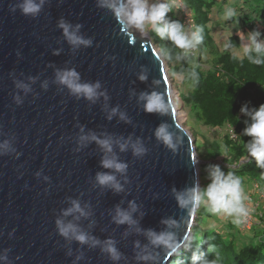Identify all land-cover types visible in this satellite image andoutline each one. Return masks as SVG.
<instances>
[{
	"label": "water",
	"instance_id": "water-1",
	"mask_svg": "<svg viewBox=\"0 0 264 264\" xmlns=\"http://www.w3.org/2000/svg\"><path fill=\"white\" fill-rule=\"evenodd\" d=\"M21 2L0 0V256H6L0 264L169 262L197 217V209L179 207L175 191L200 187V178L195 139L176 117L161 53L148 32L134 34L126 18L102 6L110 0H43L35 16L22 14ZM62 21L91 43L71 45ZM66 70L81 83L99 82L103 95L94 101L73 95L57 81ZM154 97L164 111L146 110ZM161 125L174 147L157 138ZM136 144L143 154H134ZM106 158L126 170L104 168ZM98 173L114 175L122 190L99 185ZM73 201L88 215L65 216ZM118 208L133 223H116ZM57 219L99 243L61 236ZM152 233L171 234L176 251L169 255L168 242L153 243ZM109 240L119 260L103 250Z\"/></svg>",
	"mask_w": 264,
	"mask_h": 264
},
{
	"label": "trees",
	"instance_id": "trees-1",
	"mask_svg": "<svg viewBox=\"0 0 264 264\" xmlns=\"http://www.w3.org/2000/svg\"><path fill=\"white\" fill-rule=\"evenodd\" d=\"M183 2L191 24L189 30L184 26V31L190 36L196 26L200 27L203 30L201 44L184 55V50L171 40L157 36L152 26L149 33L169 65L170 79L179 96L178 103L189 115L187 123L194 120L197 126H205L216 134L210 138L199 134V130L193 131L196 152L202 160L199 165L200 188L203 190L210 183L211 167L219 166L225 174L231 171L238 176L241 185L246 182L253 187V192L248 190L243 194V203L251 195L253 210L251 225L243 227L241 223V231L245 233H239L242 238L237 239L234 231L237 225L233 219L223 213L209 212L207 205L202 203L197 208L190 238L168 264H193L194 261L196 264H264V169L258 168L253 158L245 159L244 143L251 138L244 135L243 130L250 120L240 112L245 104L249 108L264 104V64H252L243 52V47L249 43L247 35L250 32L259 31L257 39L264 41V0ZM167 4L170 11L165 19L181 23L183 18L177 8ZM229 8L237 15L226 19ZM213 12L216 17L212 16ZM224 24L228 28V39L220 46L215 32ZM228 43L232 47L226 49ZM193 71L198 77L195 83L191 75ZM198 140L201 147L197 145Z\"/></svg>",
	"mask_w": 264,
	"mask_h": 264
},
{
	"label": "clouds",
	"instance_id": "clouds-1",
	"mask_svg": "<svg viewBox=\"0 0 264 264\" xmlns=\"http://www.w3.org/2000/svg\"><path fill=\"white\" fill-rule=\"evenodd\" d=\"M42 3L43 0H39V2H37V0H22L20 4L21 12L24 15L35 16L39 13ZM102 6L109 7L119 20L125 21L126 18V23L130 24L134 28H137L141 32L145 31L146 24H150L157 36L161 39L167 38L171 40L179 49L184 50V55H188L189 50L195 49L197 45L203 42V30L200 27L196 26L190 36L185 33L184 26L189 30L191 24L188 25L190 22L184 18L183 14L178 9L180 17L183 18L181 21L182 24L179 21L169 22L165 19L167 13L170 11V7L166 3L159 2L149 5L147 0H110V2ZM236 15L235 10L229 8L225 13V18L231 19ZM59 27L62 28L68 42L74 47H78L80 45L88 46L91 43L90 40L77 35L76 31L72 30L71 25L62 21ZM76 28L78 30L79 25H77ZM259 36V31L250 32L247 35L249 43L243 47L244 55L247 56V59L255 65L264 64V41H258L257 38ZM230 47H232L231 43L225 45L226 49ZM253 53L255 55H253ZM168 74L170 78L169 68ZM191 75L193 83H195L198 79L197 74L193 71ZM145 78V76L140 77L141 80ZM57 81L58 83L66 86L70 92L78 98L84 97L89 101H94L98 96L103 95V93L98 91L101 87L99 82L93 84L81 83L79 74L75 70L59 72L57 74ZM175 96L176 94L174 95V99L176 98ZM19 102L20 101L17 100V103ZM179 106L177 97V107ZM146 110L150 113L162 112L165 110V106L161 99L154 97L151 102L148 103ZM115 111L116 110L113 109V112ZM240 112L248 116L250 120V123H248L243 130V134L251 138L247 143H244L247 152V157H245V159L248 157L253 158L256 162V166L260 169H264V104L254 108H249L248 105L245 104L241 107ZM156 136L168 147H174L172 135L168 132L165 125H161L156 130ZM85 139H87V137H81L82 141ZM92 139L95 140L96 137L93 136ZM97 142L101 144L106 152L112 151L111 144L108 140H100ZM120 148L121 150H124L126 145L121 144ZM144 151L145 149L141 145H133V152L135 155H141ZM101 164L104 168L114 169L116 172L121 173H123L127 167L126 164L117 162L114 158L103 159ZM209 179L210 183L203 190L199 187V185H194L193 187L183 191L174 190L175 199L179 207L182 209L187 208L190 212H195L196 209L203 203L207 205L209 212L213 214L223 213L225 216L232 217L233 223L237 225L240 224L242 219L248 215V210L244 204L247 203V206L249 205V200L243 203L244 197L242 195L240 178L231 171L225 174L221 171L219 166H212L209 171ZM96 180L101 186H110L117 192L122 190L121 185L116 182V177L112 174L98 173ZM249 199L253 204L251 195ZM132 210H135L134 204L132 205ZM251 212L252 211H250V219L252 220ZM72 213H79L80 216L88 215V213L81 208L79 202L77 201L72 202V206L64 212V215L67 216ZM114 220L119 224L133 223L130 213L119 208L116 211ZM56 226L59 234L67 239H74L81 244L91 243L92 246L99 243L96 239L91 238L88 234L80 231L72 223L65 224L62 220L57 219ZM152 235L154 237L153 243H161L162 241L168 242V247L171 248L169 255L176 251V246L171 243V234L152 233ZM189 238L190 236L188 239ZM186 241L181 245V247L186 243ZM103 250L110 254L111 259H120V253L117 251L114 246V242L111 240L106 242V246ZM77 259H80V257H77ZM142 259L147 260L149 258L145 256L142 257ZM0 260H6V256H0ZM169 262L164 264H168ZM193 264H196V261H194ZM213 264H215V262H213Z\"/></svg>",
	"mask_w": 264,
	"mask_h": 264
},
{
	"label": "rangeland",
	"instance_id": "rangeland-1",
	"mask_svg": "<svg viewBox=\"0 0 264 264\" xmlns=\"http://www.w3.org/2000/svg\"><path fill=\"white\" fill-rule=\"evenodd\" d=\"M225 1H227V0H225ZM159 2H163V3H166L167 4V2L166 1H164V0H147V3L149 4V5H151V4H154V3H159ZM215 13L216 12H213L212 13V16H214V17H216V15H215ZM222 18L224 17L223 15L221 16ZM129 25V27L132 29V31L134 32V34H136V35H138V36H140V35H142L143 33H145V32H148V35H149V37H150V40H152L151 39V36H150V33H149V29H150V27H151V25L150 24H146L145 25V31L144 32H141L140 30H138L137 28H134V27H132L130 24H128ZM229 27H230V25H229ZM228 28H226V25L224 24L223 25V27H221V28H219L216 32H215V39H216V41H217V43L218 44H220V46L223 44V43H226L227 42V39H228ZM152 43L154 44V46L156 47V49L158 50V51H160L159 50V47L157 46V44L152 40ZM162 55V54H161ZM165 64H166V62H165ZM166 66L169 68V65L168 64H166ZM172 82V81H171ZM172 93L175 95L176 94V98H175V100L177 101V97H179L178 96V93H177V88L176 87H174V85H172ZM178 106H179V103H178ZM177 116H178V120H180V122L184 125V127H186V129L191 133V135H192V137L195 139V137L196 136H194L193 135V131L195 132V131H198L199 130V134L200 133H203V134H205V135H207L208 137H210V138H214V137H216V134H215V132L214 131H212L211 129H208L207 127H205V126H197L196 125V123H195V121L194 120H190V121H188V123H187V119H188V117H189V115H187L186 114V111L182 108V107H178V110H177ZM198 134V133H197ZM195 141H196V139H195ZM197 145L198 146H202L201 145V141L200 140H198L197 141ZM197 156H198V154H197ZM221 159V156L220 157H218V159H217V161H219ZM202 162V160H200V158H199V156H198V164L200 165V163ZM201 181H200V185H201ZM244 184V185H243ZM241 186H242V195L244 194V193H246V192H248V190H250L251 192H253L254 191V189H253V187L252 186H249V184L248 185H246V182L245 183H243ZM248 202H249V205L248 206H246L247 204H245L244 206L246 207V209L248 210V213H250V211H252V209H253V207H252V203H251V201H250V199L248 198ZM222 217H224V215H221ZM228 218H230V219H233L232 217H228ZM242 224H243V226L244 227H249L250 225H251V223H252V220L251 219H249L247 216L246 217H244V219H242V222H241ZM235 224V225H237V227L234 229V231L236 230V232H237V239H239L240 237L242 238V236H240L239 235V233H245V231H241L242 230V224ZM222 226L223 225H225V224H222V223H220ZM230 230H232V228H230Z\"/></svg>",
	"mask_w": 264,
	"mask_h": 264
},
{
	"label": "built area",
	"instance_id": "built-area-1",
	"mask_svg": "<svg viewBox=\"0 0 264 264\" xmlns=\"http://www.w3.org/2000/svg\"><path fill=\"white\" fill-rule=\"evenodd\" d=\"M164 1H166L167 3H169V4H171V5H173V6H175L182 14H183V16H184V18L185 19H187L188 21H189V18H188V16H187V14L185 13V5H184V3H183V0H164ZM188 25H190V23L188 24ZM250 198V197H249ZM245 204H247V203H245ZM244 204V205H245ZM247 206V205H246ZM247 217L250 219V213H248V215H247ZM244 219V218H243Z\"/></svg>",
	"mask_w": 264,
	"mask_h": 264
},
{
	"label": "bare ground",
	"instance_id": "bare-ground-1",
	"mask_svg": "<svg viewBox=\"0 0 264 264\" xmlns=\"http://www.w3.org/2000/svg\"><path fill=\"white\" fill-rule=\"evenodd\" d=\"M143 34H147L146 32L145 33H143ZM178 114H176V117H177V119H178V116H177Z\"/></svg>",
	"mask_w": 264,
	"mask_h": 264
}]
</instances>
